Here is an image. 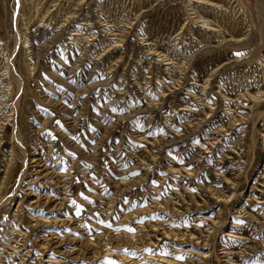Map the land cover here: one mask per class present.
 <instances>
[{"label": "rangeland", "instance_id": "374dc122", "mask_svg": "<svg viewBox=\"0 0 264 264\" xmlns=\"http://www.w3.org/2000/svg\"><path fill=\"white\" fill-rule=\"evenodd\" d=\"M0 264H264V0H0Z\"/></svg>", "mask_w": 264, "mask_h": 264}]
</instances>
